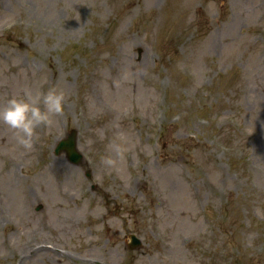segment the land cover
<instances>
[{"label": "rangeland", "instance_id": "obj_1", "mask_svg": "<svg viewBox=\"0 0 264 264\" xmlns=\"http://www.w3.org/2000/svg\"><path fill=\"white\" fill-rule=\"evenodd\" d=\"M50 88L30 151L0 125V264H264V0H0V105Z\"/></svg>", "mask_w": 264, "mask_h": 264}, {"label": "clouds", "instance_id": "obj_2", "mask_svg": "<svg viewBox=\"0 0 264 264\" xmlns=\"http://www.w3.org/2000/svg\"><path fill=\"white\" fill-rule=\"evenodd\" d=\"M66 94L57 88L46 92L25 91L23 95L11 96L0 105V125L6 127L12 134L15 145L24 151H30L37 135V128H51L55 118L63 115ZM128 150L126 137L122 134L109 145L110 155L101 158V163L108 169L118 168ZM256 214L264 218L259 208Z\"/></svg>", "mask_w": 264, "mask_h": 264}, {"label": "water", "instance_id": "obj_3", "mask_svg": "<svg viewBox=\"0 0 264 264\" xmlns=\"http://www.w3.org/2000/svg\"><path fill=\"white\" fill-rule=\"evenodd\" d=\"M61 148H67L69 151H71L72 159L75 161H78L80 158V155L75 151V137L74 135L71 136L68 140H62L57 148V150Z\"/></svg>", "mask_w": 264, "mask_h": 264}, {"label": "bare ground", "instance_id": "obj_4", "mask_svg": "<svg viewBox=\"0 0 264 264\" xmlns=\"http://www.w3.org/2000/svg\"><path fill=\"white\" fill-rule=\"evenodd\" d=\"M54 164H55V163H54ZM50 166H51V164H50ZM45 250H48V248H47V249H45ZM27 257H28V256H27ZM27 257H26V258H27ZM25 261H26V260H25Z\"/></svg>", "mask_w": 264, "mask_h": 264}]
</instances>
